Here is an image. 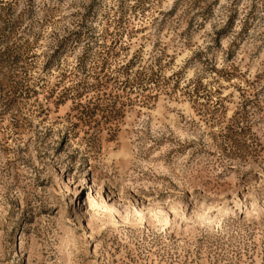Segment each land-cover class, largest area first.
Wrapping results in <instances>:
<instances>
[{"label":"rangeland","instance_id":"rangeland-1","mask_svg":"<svg viewBox=\"0 0 264 264\" xmlns=\"http://www.w3.org/2000/svg\"><path fill=\"white\" fill-rule=\"evenodd\" d=\"M0 264H264V0H0Z\"/></svg>","mask_w":264,"mask_h":264}]
</instances>
